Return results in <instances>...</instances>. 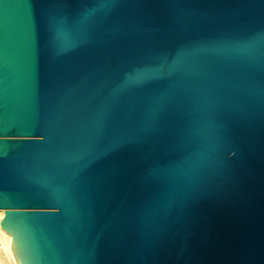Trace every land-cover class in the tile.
I'll use <instances>...</instances> for the list:
<instances>
[{
	"label": "water",
	"instance_id": "obj_1",
	"mask_svg": "<svg viewBox=\"0 0 264 264\" xmlns=\"http://www.w3.org/2000/svg\"><path fill=\"white\" fill-rule=\"evenodd\" d=\"M0 208L29 264H264V0H0Z\"/></svg>",
	"mask_w": 264,
	"mask_h": 264
},
{
	"label": "bare ground",
	"instance_id": "obj_2",
	"mask_svg": "<svg viewBox=\"0 0 264 264\" xmlns=\"http://www.w3.org/2000/svg\"><path fill=\"white\" fill-rule=\"evenodd\" d=\"M21 260L29 264L13 230L4 219V208H0V264H19Z\"/></svg>",
	"mask_w": 264,
	"mask_h": 264
}]
</instances>
